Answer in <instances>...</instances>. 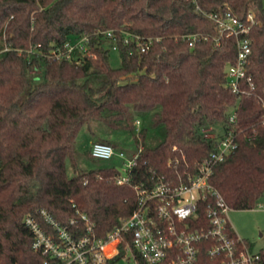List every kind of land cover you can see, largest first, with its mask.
Instances as JSON below:
<instances>
[{
	"label": "trees",
	"instance_id": "obj_1",
	"mask_svg": "<svg viewBox=\"0 0 264 264\" xmlns=\"http://www.w3.org/2000/svg\"><path fill=\"white\" fill-rule=\"evenodd\" d=\"M228 9L241 18L253 12L258 22L249 64L254 86L244 95L226 80L236 39L218 44L208 16ZM198 29L210 38L191 44L175 35ZM108 30L117 37L120 67L111 65L113 40L102 33ZM129 33L159 39L141 52L131 36L124 43ZM83 34L95 57L78 64L51 55L53 45ZM263 104L264 0H0V264L43 263L24 222L41 209L63 223L86 214L106 237L133 213L136 184L177 185L218 149L209 129L238 134V147L215 166L212 183L233 210L254 209L264 197ZM136 113L164 124L163 141L145 145ZM95 123L141 137L128 182H117L115 166H81L79 137L86 127L95 134ZM199 217L209 226L204 213ZM228 230L238 237L231 223ZM214 243H201L197 264L219 260L209 252ZM259 254L264 264V248Z\"/></svg>",
	"mask_w": 264,
	"mask_h": 264
},
{
	"label": "built area",
	"instance_id": "obj_2",
	"mask_svg": "<svg viewBox=\"0 0 264 264\" xmlns=\"http://www.w3.org/2000/svg\"><path fill=\"white\" fill-rule=\"evenodd\" d=\"M208 16L216 23L218 44L222 37L236 39L237 59L227 65L226 80L233 92L247 94L254 86L249 64L253 52L252 31L258 23L255 14L249 12L241 18L228 9ZM102 33L112 38L111 46L118 49L115 32ZM175 35L191 44L210 38L202 29ZM130 36L141 52H147L159 39L129 33L124 43H129ZM50 52L57 59L78 64L87 57H95L88 34L53 45ZM236 118L233 114L230 121L235 122ZM262 122L264 124V118ZM140 123L139 119L135 120L136 126ZM237 135L234 130H223L220 134L206 130L207 137L219 140L218 149L198 166L195 173H188L186 180L177 185L164 181L152 185L136 184L138 201L133 213L121 219L106 237L98 236L95 224L86 214L66 223L56 219L47 209L39 210L37 216L27 215L24 222L34 237L32 249L44 256L42 264H115L122 259L134 264H197L201 243L212 238L215 243L209 252L219 259L214 264H259V252H254L243 238L230 235L228 225L232 207L211 181L215 166L238 147ZM91 154L100 159L116 156L127 159L123 150L108 142H94ZM138 157L139 152L125 162L126 173L117 177L119 184L130 180L129 172L137 164ZM202 213L209 226L202 224L199 217Z\"/></svg>",
	"mask_w": 264,
	"mask_h": 264
},
{
	"label": "rangeland",
	"instance_id": "obj_3",
	"mask_svg": "<svg viewBox=\"0 0 264 264\" xmlns=\"http://www.w3.org/2000/svg\"><path fill=\"white\" fill-rule=\"evenodd\" d=\"M110 61L113 67H120L122 59L117 49L111 45ZM135 118L140 120L137 126L146 130L144 139L145 145L154 147L163 141L165 137V126L153 124L151 113H136ZM95 134H91L88 128H84L80 134L77 149L79 152V161L82 167L86 169H96L108 166H115L121 173H126L125 162L138 153L142 146V139L137 131L129 130H113L103 124H94ZM103 138L109 139L113 145L119 150H123L127 154V159L115 157L113 159L95 158L91 154V146L96 141H103ZM117 145V146H116ZM262 205L263 207H260ZM254 209L231 210L229 219L236 232L244 239L252 243V250L260 252L264 248V197ZM115 264H134L131 261L119 260Z\"/></svg>",
	"mask_w": 264,
	"mask_h": 264
},
{
	"label": "crops",
	"instance_id": "obj_4",
	"mask_svg": "<svg viewBox=\"0 0 264 264\" xmlns=\"http://www.w3.org/2000/svg\"><path fill=\"white\" fill-rule=\"evenodd\" d=\"M261 207H263V206H261ZM232 225V224H231ZM233 226V225H232ZM234 228V227H233ZM234 230H235V228H234ZM235 232H236V230H235ZM236 234L239 236V237H241L237 232H236ZM242 238V237H241ZM244 239V238H243Z\"/></svg>",
	"mask_w": 264,
	"mask_h": 264
}]
</instances>
